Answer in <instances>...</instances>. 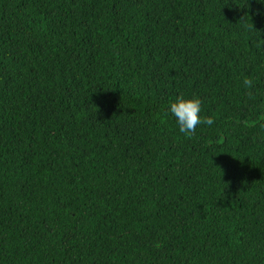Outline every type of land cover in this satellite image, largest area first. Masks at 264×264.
Wrapping results in <instances>:
<instances>
[{
	"label": "trees",
	"instance_id": "16d2710c",
	"mask_svg": "<svg viewBox=\"0 0 264 264\" xmlns=\"http://www.w3.org/2000/svg\"><path fill=\"white\" fill-rule=\"evenodd\" d=\"M0 264H264V0H0Z\"/></svg>",
	"mask_w": 264,
	"mask_h": 264
}]
</instances>
